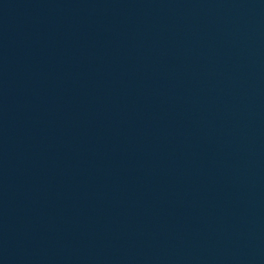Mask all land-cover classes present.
I'll list each match as a JSON object with an SVG mask.
<instances>
[{
	"label": "water",
	"instance_id": "1",
	"mask_svg": "<svg viewBox=\"0 0 264 264\" xmlns=\"http://www.w3.org/2000/svg\"><path fill=\"white\" fill-rule=\"evenodd\" d=\"M0 264H264V0H0Z\"/></svg>",
	"mask_w": 264,
	"mask_h": 264
}]
</instances>
